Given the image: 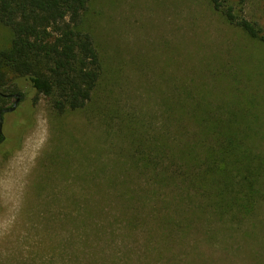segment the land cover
I'll use <instances>...</instances> for the list:
<instances>
[{
    "label": "rangeland",
    "instance_id": "1",
    "mask_svg": "<svg viewBox=\"0 0 264 264\" xmlns=\"http://www.w3.org/2000/svg\"><path fill=\"white\" fill-rule=\"evenodd\" d=\"M224 3L264 31V0ZM81 26L102 67L85 108L60 114L15 80L13 93L35 102L18 146L0 155V264H264L263 186L251 214L222 221L127 156L151 139L167 152L183 144L197 124L189 112L202 119L197 102L208 101L246 113L248 141L264 156V45L210 0H92ZM11 39L0 23V49Z\"/></svg>",
    "mask_w": 264,
    "mask_h": 264
},
{
    "label": "trees",
    "instance_id": "2",
    "mask_svg": "<svg viewBox=\"0 0 264 264\" xmlns=\"http://www.w3.org/2000/svg\"><path fill=\"white\" fill-rule=\"evenodd\" d=\"M91 1L0 0V23L12 32L8 48L0 49V109L7 107L14 95L16 79H22L37 95L48 98L52 109L60 114L86 107L102 72L93 39L81 26ZM210 3L229 25L264 45V31L257 23L235 16L224 0ZM184 99L187 101L185 96ZM33 102L34 97H29V102L23 103L26 119L18 124L21 129L13 149L18 146L21 133L31 126ZM197 106L203 118H198L195 110L189 112L197 124L192 132L186 129L184 135L188 140L183 138V144L167 152L159 150L164 146L151 139V143L131 145L127 156L134 166L148 172V179L160 182V189L190 190L198 200V213L212 208L222 221L228 216L230 222L239 223L243 216L252 213L259 198L255 187H264V156L255 152L253 139L248 141L246 113L235 118L229 107L215 108L209 101L202 105L197 102ZM174 107L185 115L183 102L177 101ZM253 125L254 136L259 124L253 121ZM178 127L184 131V124L179 123ZM158 173L163 174L162 179L157 177Z\"/></svg>",
    "mask_w": 264,
    "mask_h": 264
},
{
    "label": "flooded vegetation",
    "instance_id": "3",
    "mask_svg": "<svg viewBox=\"0 0 264 264\" xmlns=\"http://www.w3.org/2000/svg\"><path fill=\"white\" fill-rule=\"evenodd\" d=\"M10 99L12 100L11 104H8L7 107L5 108H11L14 106L13 110L10 112H6V113H2L1 114V118H2V130L0 133V155L4 154L5 152H7L8 150H12L13 147L16 145V141L18 139V130H20L21 128H18V126L20 124L23 123V120L26 119V111L23 108V105L27 102H29V97L28 96H21L19 94H14L11 95ZM24 103V104H23ZM3 108V109H5ZM0 109V110H3ZM18 116V122L16 125H13L11 127V133L10 136L12 137L11 140H8V134L5 132L6 129V118L8 116ZM19 124V125H18ZM18 132V133H17Z\"/></svg>",
    "mask_w": 264,
    "mask_h": 264
},
{
    "label": "water",
    "instance_id": "4",
    "mask_svg": "<svg viewBox=\"0 0 264 264\" xmlns=\"http://www.w3.org/2000/svg\"><path fill=\"white\" fill-rule=\"evenodd\" d=\"M13 108H14V106L13 107H11V108H5V109H3V110H0V133H1V128H2V118H1V114L2 113H6V112H10V111H12L13 110Z\"/></svg>",
    "mask_w": 264,
    "mask_h": 264
}]
</instances>
